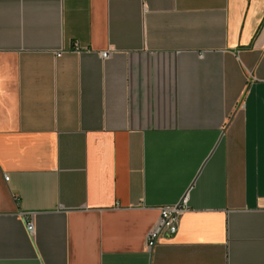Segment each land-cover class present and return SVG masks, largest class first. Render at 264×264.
<instances>
[{"label": "crops", "instance_id": "obj_1", "mask_svg": "<svg viewBox=\"0 0 264 264\" xmlns=\"http://www.w3.org/2000/svg\"><path fill=\"white\" fill-rule=\"evenodd\" d=\"M0 264H264V0H0Z\"/></svg>", "mask_w": 264, "mask_h": 264}, {"label": "built area", "instance_id": "obj_2", "mask_svg": "<svg viewBox=\"0 0 264 264\" xmlns=\"http://www.w3.org/2000/svg\"><path fill=\"white\" fill-rule=\"evenodd\" d=\"M57 53L56 56H59ZM110 56L109 52H101L100 57L102 59H107ZM4 181H8L6 175L3 176ZM187 209V198L183 199L175 204L166 207H161L159 209V220L157 225L147 234L145 240V246L147 250H152L157 244L160 237L163 236H173L178 231L179 219L181 215ZM21 217L25 220V229L32 235L34 233V225L31 220H27L26 214H21Z\"/></svg>", "mask_w": 264, "mask_h": 264}]
</instances>
